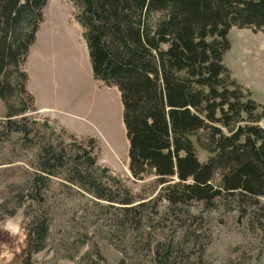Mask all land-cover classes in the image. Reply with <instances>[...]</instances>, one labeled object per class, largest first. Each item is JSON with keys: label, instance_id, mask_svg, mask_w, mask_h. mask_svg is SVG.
I'll return each instance as SVG.
<instances>
[{"label": "trees", "instance_id": "1", "mask_svg": "<svg viewBox=\"0 0 264 264\" xmlns=\"http://www.w3.org/2000/svg\"><path fill=\"white\" fill-rule=\"evenodd\" d=\"M46 3L0 0V100L17 98L24 104L5 117V127L17 125L16 131L24 136L29 134L21 126L27 120L24 114L34 110L24 64ZM73 3L93 77L120 94L131 176H154L170 206L211 203L234 193L262 196L264 128L258 125L262 114L250 91L231 77L223 56L230 48L231 28L264 30V0ZM195 144L206 152L205 161L198 159ZM74 147L68 183L124 211L132 210L128 205L134 203L133 197L119 190V180L97 165L90 149ZM63 160L64 154L54 146L41 148L42 166L31 190L54 176ZM48 225L42 216L30 220L27 261L43 248ZM155 264L171 262L160 256Z\"/></svg>", "mask_w": 264, "mask_h": 264}, {"label": "rangeland", "instance_id": "2", "mask_svg": "<svg viewBox=\"0 0 264 264\" xmlns=\"http://www.w3.org/2000/svg\"><path fill=\"white\" fill-rule=\"evenodd\" d=\"M76 13L73 0H47L25 66L32 87L39 83L40 62L50 66L52 101L85 115L92 123L86 135L72 134L34 106L21 122L29 132L24 136L17 125L5 127L6 115L24 104L0 100V264H155L160 256L171 264H264V194L170 206L154 176H131L120 94L93 77ZM227 38L223 63L259 105L258 125L264 128V30L233 27ZM51 114L62 117L56 110ZM48 145L64 154V164L31 190L42 166L40 150ZM74 146L90 149L97 165L119 180V190L133 197L132 210L68 183ZM195 147L205 161L206 152ZM36 216L47 220L48 233L43 248L27 261V230Z\"/></svg>", "mask_w": 264, "mask_h": 264}, {"label": "crops", "instance_id": "3", "mask_svg": "<svg viewBox=\"0 0 264 264\" xmlns=\"http://www.w3.org/2000/svg\"><path fill=\"white\" fill-rule=\"evenodd\" d=\"M37 34H38V31L36 33V36ZM31 48L32 47H30V49ZM30 49H29V52H30ZM29 52H28V56L25 62L26 66L29 60ZM25 64H24V70L26 71L27 76H28L26 89L28 90V92L34 99V106L36 107L37 112L44 113L45 115L47 114V116L51 115L49 116L51 119H56L57 122L62 127H64L65 129H68L72 134L76 136L84 137V135H86L85 134L86 127L91 126L92 124L90 120L88 118H85V115L74 113L72 111L71 112L66 111L61 106L56 107L55 106L56 104L52 101L51 94H49L50 93L49 84H50V81L52 80V76L50 74V66H48L46 62H43V61L40 62V65H39L40 70L37 73V78H36L37 81H39V83L38 84L36 83L35 87H32V85L31 86L29 85L31 82V75L30 73L27 72V67L25 66ZM55 110L59 112V115H62V117L52 115L51 114L52 111H55ZM72 123H74L75 127L73 126Z\"/></svg>", "mask_w": 264, "mask_h": 264}]
</instances>
